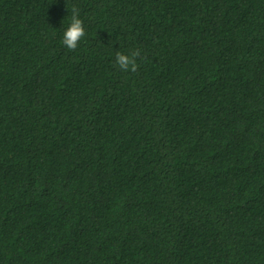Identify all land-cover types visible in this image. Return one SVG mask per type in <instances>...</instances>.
Masks as SVG:
<instances>
[{
    "label": "trees",
    "instance_id": "obj_1",
    "mask_svg": "<svg viewBox=\"0 0 264 264\" xmlns=\"http://www.w3.org/2000/svg\"><path fill=\"white\" fill-rule=\"evenodd\" d=\"M0 264H264V0H0Z\"/></svg>",
    "mask_w": 264,
    "mask_h": 264
},
{
    "label": "clouds",
    "instance_id": "obj_2",
    "mask_svg": "<svg viewBox=\"0 0 264 264\" xmlns=\"http://www.w3.org/2000/svg\"><path fill=\"white\" fill-rule=\"evenodd\" d=\"M85 35L84 22L79 16V10L74 6L70 24L63 33L62 43L67 49L75 50ZM140 55L139 49L131 51L130 54L118 51L115 54V64L124 72H137L139 67L137 59L140 58Z\"/></svg>",
    "mask_w": 264,
    "mask_h": 264
}]
</instances>
